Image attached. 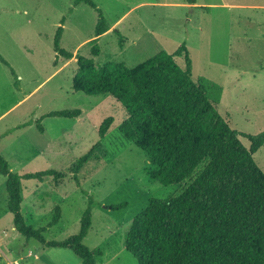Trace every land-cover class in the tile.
<instances>
[{"label": "rangeland", "instance_id": "rangeland-1", "mask_svg": "<svg viewBox=\"0 0 264 264\" xmlns=\"http://www.w3.org/2000/svg\"><path fill=\"white\" fill-rule=\"evenodd\" d=\"M94 1L111 25L100 36L94 32L98 12L87 3L0 0V55L10 64L0 59V153L18 173H62L57 180L52 175L43 181L21 179L28 224L49 225L60 206L59 222L44 235L65 239L79 231L92 199L96 205L84 242L102 248L97 264H138L125 247L133 218L150 198L179 194L192 180L165 186L147 174L146 154L119 131L127 116L124 105L110 94L73 89L76 55L93 57L99 65L123 61L133 67L186 43L193 79L234 129L258 134L264 131V0H199L208 8L195 10L185 0ZM60 26L61 46L74 53L71 59L55 51ZM95 44L98 56L92 54ZM176 60L185 67L184 56ZM66 109L81 114L47 115ZM107 117L113 122L101 145L76 168L100 140L99 127ZM241 139L249 147L250 141ZM254 157L264 171V144ZM6 181L0 172V264H82L72 250L46 247L16 230ZM120 203L125 206L110 207Z\"/></svg>", "mask_w": 264, "mask_h": 264}, {"label": "trees", "instance_id": "trees-1", "mask_svg": "<svg viewBox=\"0 0 264 264\" xmlns=\"http://www.w3.org/2000/svg\"><path fill=\"white\" fill-rule=\"evenodd\" d=\"M81 3L98 12L95 36L110 29L94 0H74L75 5ZM63 30V26L57 30L55 51L71 59L74 53L61 46ZM99 53L95 44L92 54ZM176 56H184L185 67ZM76 58L73 89L88 95L110 94L124 105L127 116L119 131L146 154L150 163L147 174L165 186L192 180L179 194L150 198L133 218L125 247L137 263L264 264V171L254 157L264 144V131L248 134L230 125L201 83L193 79L186 43L172 53L161 50L133 67L123 61L99 65L93 57L80 54ZM0 59L10 66L1 55ZM12 72L16 74L13 68ZM80 114V109H66L47 115ZM112 122L113 117L102 122L100 140L78 159L76 168L92 158ZM39 129L43 131V125L39 124ZM241 136L250 141L249 147ZM0 172L7 180L8 208L18 232L46 247L68 248L82 264H97L102 248L84 242L96 205L92 199L77 233L61 240L47 239L44 233L59 222L61 208L56 207L47 226L28 224L22 212L21 179L43 181L52 175L57 180L62 173L55 169L18 173L1 153ZM123 206L125 203L110 205L112 209Z\"/></svg>", "mask_w": 264, "mask_h": 264}, {"label": "crops", "instance_id": "crops-1", "mask_svg": "<svg viewBox=\"0 0 264 264\" xmlns=\"http://www.w3.org/2000/svg\"><path fill=\"white\" fill-rule=\"evenodd\" d=\"M184 4L187 6V7H192L193 10L195 9H198V8H201V7H207L206 4H202L199 2V0H196V2H187L186 0L184 1ZM208 8V7H207ZM111 28V27H110ZM107 32V31H106ZM105 32V33H106ZM104 34V33H103ZM6 178V177H5ZM8 193V192H7ZM8 198H9V195H8ZM25 200L23 198V201H22V207L24 208L25 207V204H24ZM23 208H22V212H23ZM32 208H33V211H35L37 209V206L36 205H32ZM68 249V248H67ZM32 253L29 252V255H31Z\"/></svg>", "mask_w": 264, "mask_h": 264}, {"label": "built area", "instance_id": "built-area-1", "mask_svg": "<svg viewBox=\"0 0 264 264\" xmlns=\"http://www.w3.org/2000/svg\"><path fill=\"white\" fill-rule=\"evenodd\" d=\"M15 264H21L19 261L15 262Z\"/></svg>", "mask_w": 264, "mask_h": 264}]
</instances>
